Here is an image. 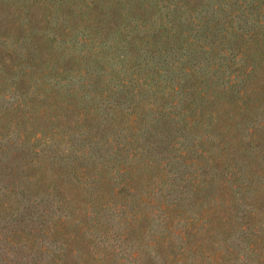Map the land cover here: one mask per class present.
Wrapping results in <instances>:
<instances>
[{"label":"rangeland","instance_id":"374dc122","mask_svg":"<svg viewBox=\"0 0 264 264\" xmlns=\"http://www.w3.org/2000/svg\"><path fill=\"white\" fill-rule=\"evenodd\" d=\"M175 6L0 0V264L254 255L253 208L217 188L224 171L196 157V129L149 87L166 76L160 34Z\"/></svg>","mask_w":264,"mask_h":264},{"label":"trees","instance_id":"16d2710c","mask_svg":"<svg viewBox=\"0 0 264 264\" xmlns=\"http://www.w3.org/2000/svg\"><path fill=\"white\" fill-rule=\"evenodd\" d=\"M175 5L160 34L166 76L151 78L149 87L161 93L168 112L180 107L183 127L196 129V157L209 160L214 173L224 171L226 183L217 188L242 191V205L253 208L242 217L251 216L258 227L253 232L258 244L248 248L254 255L248 260L246 254L242 264H264V121L258 119L264 114V0H175ZM252 120L251 130L243 131L242 124Z\"/></svg>","mask_w":264,"mask_h":264}]
</instances>
